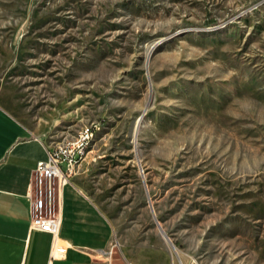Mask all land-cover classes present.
I'll list each match as a JSON object with an SVG mask.
<instances>
[{"label": "rangeland", "instance_id": "1", "mask_svg": "<svg viewBox=\"0 0 264 264\" xmlns=\"http://www.w3.org/2000/svg\"><path fill=\"white\" fill-rule=\"evenodd\" d=\"M0 104L128 263L264 264V0H0Z\"/></svg>", "mask_w": 264, "mask_h": 264}, {"label": "crops", "instance_id": "2", "mask_svg": "<svg viewBox=\"0 0 264 264\" xmlns=\"http://www.w3.org/2000/svg\"><path fill=\"white\" fill-rule=\"evenodd\" d=\"M47 158L44 140L0 104V264H130L108 250L111 223L76 183L61 190L59 237L70 246L63 256L53 249L51 233L32 226L35 195L30 184L38 160Z\"/></svg>", "mask_w": 264, "mask_h": 264}, {"label": "built area", "instance_id": "3", "mask_svg": "<svg viewBox=\"0 0 264 264\" xmlns=\"http://www.w3.org/2000/svg\"><path fill=\"white\" fill-rule=\"evenodd\" d=\"M95 131L94 127L86 126L73 138L57 146L48 147V158L38 160L34 170L30 184L35 195L32 226L53 235V249L56 238L60 236L62 225V187L69 182L74 169L86 157V142L89 136H95ZM69 247L65 241L60 243L59 248L62 253L60 256H63Z\"/></svg>", "mask_w": 264, "mask_h": 264}, {"label": "bare ground", "instance_id": "4", "mask_svg": "<svg viewBox=\"0 0 264 264\" xmlns=\"http://www.w3.org/2000/svg\"><path fill=\"white\" fill-rule=\"evenodd\" d=\"M94 138H95V136H89V139H88V141L86 142V146H85V153L86 154H88V151H89V149H90V146H91V144H92V142H93V140H94ZM169 242H170V244H171V241L169 240V239H167ZM64 241H62V239L60 238V237H57L56 238V241H55V246H54V249L56 248V250H60V248H59V244L60 243H63ZM172 245V244H171ZM173 246V245H172Z\"/></svg>", "mask_w": 264, "mask_h": 264}, {"label": "water", "instance_id": "5", "mask_svg": "<svg viewBox=\"0 0 264 264\" xmlns=\"http://www.w3.org/2000/svg\"><path fill=\"white\" fill-rule=\"evenodd\" d=\"M158 225H159V228H160L162 234L164 235V237L170 240V237L167 235V233H166L165 230L162 228V226L160 225V223H159ZM171 244H172L173 246H175V244H174L172 241H171ZM176 254H177V256H178V259H179L180 262L182 263L181 258H180V256H179L178 252H177Z\"/></svg>", "mask_w": 264, "mask_h": 264}]
</instances>
